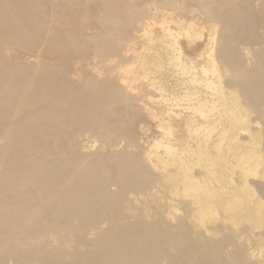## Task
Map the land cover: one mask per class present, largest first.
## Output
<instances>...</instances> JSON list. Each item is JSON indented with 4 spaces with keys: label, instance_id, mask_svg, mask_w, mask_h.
I'll use <instances>...</instances> for the list:
<instances>
[{
    "label": "rangeland",
    "instance_id": "1",
    "mask_svg": "<svg viewBox=\"0 0 264 264\" xmlns=\"http://www.w3.org/2000/svg\"><path fill=\"white\" fill-rule=\"evenodd\" d=\"M68 1L73 2L71 6ZM42 2L47 13H58L59 22L54 25L61 31L62 28L73 31L79 39H87L85 44L73 47L63 34L60 47L50 43L35 46L31 34L29 43H24L26 46L16 41L10 44L13 51L9 50V56L18 59L17 65H27L25 61L31 63L39 58L40 62L53 65L51 83L68 78L74 86L83 89L84 96L77 98L75 105H90L91 116L77 114L65 127L50 129L45 148L53 153L65 151L68 158H73L78 154L74 145L83 140L82 131L88 128L90 138L85 142L92 154L91 162H96V177L107 182L102 211L83 230L75 232L87 238V245L66 243L49 232L47 236L54 247L88 253L98 246L100 249L94 252L101 256L110 242L101 240L96 233L128 224L123 237L131 243L146 240L152 253L144 257L154 259L152 264H264V116L261 118L248 110L245 111L248 118L234 122L233 126L229 124L232 117L228 118L231 112L225 104L231 105L233 100L236 107H231L240 114L243 111L238 103L242 96L226 91L221 60L212 63L208 57V53L217 51L222 36H230L244 69L261 65L264 0H216L219 6L214 5L211 15L196 0H177L173 11L157 12L155 23L133 44L134 57L143 54L144 60L132 59L131 71L122 74L123 83L131 89L122 90L118 101H112L102 89L107 79L118 81V74H109L106 69L114 61L121 65L128 61L120 54L111 56L96 49L100 39L95 40V35L101 32L96 19L99 0ZM6 12H0V23ZM232 13L235 17L227 25L223 17ZM165 26L181 41L182 51L178 55L183 69L195 66L199 80L216 83L219 88L216 93L205 92L198 86L191 89L195 95L189 96L186 90L176 86L184 74L159 48L160 40L148 42L156 34L164 37ZM4 37L0 35V62L6 64L1 60L6 57V45L1 43ZM117 45L127 47L126 41L119 40ZM8 65H14L12 60ZM203 67L209 70L206 75L201 72ZM89 79L95 80V86L85 85ZM220 89L225 90L220 93ZM227 94L232 98L227 99L230 98ZM209 100H217L220 109L205 112L208 116L205 119L197 114V105L205 101L211 107ZM260 103L264 108V100ZM23 107L26 112L32 110L29 103ZM93 112L97 115L95 120ZM256 132L259 135L250 138ZM248 140L256 145L252 148L263 165L257 177L241 186L242 179L236 177L233 167L244 162L249 154ZM5 141L0 137V147ZM159 142L171 146L175 159L170 156L169 162L166 161V151L156 145ZM149 158L155 164L153 172L148 170ZM120 163L123 168L119 167ZM49 210L42 209V214ZM174 238L178 241L172 242ZM92 260L95 257L87 256L83 263Z\"/></svg>",
    "mask_w": 264,
    "mask_h": 264
},
{
    "label": "bare ground",
    "instance_id": "2",
    "mask_svg": "<svg viewBox=\"0 0 264 264\" xmlns=\"http://www.w3.org/2000/svg\"><path fill=\"white\" fill-rule=\"evenodd\" d=\"M196 1L208 14L214 5L219 6L216 0ZM72 3L68 1L69 6ZM176 3L177 0H99L100 10L96 19L101 32L95 35V40L100 39V42H96L98 43L96 49L111 56L120 54L128 61L126 65L114 61L106 69L109 74H118V81L113 78L107 79L105 86L102 87L112 101L119 100L122 90L131 89L123 83L122 77V74L131 71L132 66L129 65L131 60L134 61L138 57L140 61L144 60L143 54L137 56L134 52V57L133 44L143 38L147 28L155 23L157 12L173 11ZM9 9H13L12 12ZM4 10L9 13H5V19L0 23L1 34L5 36L1 43L6 45L4 53L6 57L1 59L6 64L0 62V137L6 140L0 147V264H10L9 261L13 264H152L154 259L144 257L145 254L152 253L146 240L131 243L123 237L129 227L128 224L116 225L96 233L101 240L110 242L109 248L103 250L101 256L94 252L100 249L98 246L88 253L80 250L70 252L64 248L54 247L48 238V233L53 232L66 243L75 241L81 246H86L87 238L75 232L83 230L95 219V215L102 211L107 182L96 177V162H91L92 154L85 142L90 138L88 128L82 131L83 140L74 145V148L78 147V154L73 158H68L65 151L57 150L53 153L45 148V140L50 129L59 130L65 127L77 114L91 116L90 105H75V100L84 96L83 89L74 86L68 78L51 83L50 69H53V65L40 62L39 58L35 57V61L31 63L29 60L25 61L27 65H17L18 59L9 56V50L13 51L10 44L14 41L18 44H28L33 39L35 46L50 43L60 47L63 45L64 34L63 38L67 37V41L75 47L85 44L87 39H79L73 31L65 28L61 31V28L54 25L59 22L58 13H47L42 0H0V12ZM234 17L233 13L227 14L223 20L229 25ZM164 29V37L159 38L156 34L149 37L148 42L160 40L159 48L164 50L170 63L184 74L182 81L176 86L186 90L188 95H195L191 89H197L198 86H202L205 92L216 93L219 89L216 83L209 79L199 80L195 66L190 70L183 69L181 57L178 55L182 51L181 41L168 26ZM31 34L34 36L28 40ZM119 40L126 41L127 47H118ZM234 48L230 36H222L217 51L214 54L212 51L208 53L212 63L221 60L225 68L226 91H230V94L240 93L242 96L240 103L238 100L235 101L239 104V110L243 111L240 114H236L232 108L236 107L233 100L231 105L229 103L231 100L226 102L229 103V107L225 104L227 110L230 108L231 113L227 115L228 118L232 117L231 122H228L231 126L240 119L248 118L249 114L245 112L248 110L257 116H264V108L260 103L264 100V60L255 69H244L243 65L239 64V54ZM101 58L104 59L105 56L101 55ZM11 60L13 66L8 65ZM208 71L204 67L201 68L204 75L209 73ZM85 85L95 86V80L89 79ZM224 90L220 89V93ZM227 96L230 97L227 99L232 98V95ZM233 97L235 98V95ZM216 101L209 100L211 107H208L205 101L202 103L199 101L200 104L197 105L199 110L198 108L194 110L206 119L208 116L205 112L220 109L216 106ZM27 103L32 108L28 112L23 107ZM93 103L97 105L96 101ZM69 106L71 110L68 109ZM96 116L93 112L94 120ZM256 135L259 133L252 134L250 138L254 139ZM156 145L166 151L168 158L166 161L169 162L170 156L175 159L176 153L171 146L161 142ZM252 145L251 143L248 146L249 154L246 155L245 161L233 167L236 177L242 179L241 186L246 185L250 178L257 177L260 173L262 160L256 156V149L254 150ZM120 166L123 168L122 163ZM154 167L153 158H149L148 170L153 172ZM89 187H92L91 191L88 190ZM44 208H49V212L42 214ZM77 221L81 223L77 224ZM171 240L178 241L176 238ZM87 256H93L95 260L83 263Z\"/></svg>",
    "mask_w": 264,
    "mask_h": 264
}]
</instances>
